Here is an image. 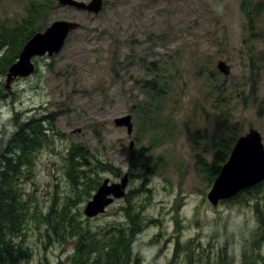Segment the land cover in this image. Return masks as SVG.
I'll list each match as a JSON object with an SVG mask.
<instances>
[{
  "label": "rangeland",
  "instance_id": "1",
  "mask_svg": "<svg viewBox=\"0 0 264 264\" xmlns=\"http://www.w3.org/2000/svg\"><path fill=\"white\" fill-rule=\"evenodd\" d=\"M35 1L0 0V24L19 23ZM252 1L262 6L251 31L239 0H102L98 15L50 1L54 6L47 8L44 24L33 25L35 33L55 21L78 28L57 54L37 58L33 74L14 80L0 102V127L15 112L19 120L54 119L32 175L19 183L29 214L23 236L15 241L30 254L18 264H70L76 240L57 233L62 220L69 221L65 227L72 218L95 230L119 227L127 204L133 212L142 206L144 218L152 220L129 241L134 254L129 264H218L216 240H223V224L234 210L223 201L208 202L215 179L208 182L197 161L200 156L211 164L214 152H223L220 140L233 147L250 128L264 145V0ZM220 61L230 68L227 76L216 69ZM154 69L164 73L157 81L163 89L158 103L142 90L144 83L154 84ZM0 81L5 85V76ZM126 115L130 135L113 124ZM73 145L84 149L87 169L100 184L106 178L118 183L130 155L142 147L152 145L157 165L145 182L128 176L124 198L87 219L83 209L95 191L89 196L83 187L74 191L68 179L66 153ZM108 166L121 172L114 176ZM136 190L139 198L133 199ZM261 202L264 211V195ZM251 210L229 219L241 230L226 235L234 245L256 227ZM227 230L234 231L229 225ZM197 245H214L211 258L186 254ZM261 245L264 253V241ZM228 253L232 264H240L237 251Z\"/></svg>",
  "mask_w": 264,
  "mask_h": 264
},
{
  "label": "trees",
  "instance_id": "2",
  "mask_svg": "<svg viewBox=\"0 0 264 264\" xmlns=\"http://www.w3.org/2000/svg\"><path fill=\"white\" fill-rule=\"evenodd\" d=\"M50 1L31 2L26 10L27 15L19 23L10 27H7L5 23L0 24V76L6 75L10 65L17 60L23 45L34 35L33 25L35 26L38 21L44 24L47 8L54 6ZM260 6H262L261 1L239 0V10L245 21L244 26L250 31L254 29L256 13ZM154 72V84L147 86V83H144L142 90L146 91L149 100H155L158 103L163 89L157 85V81L163 79L164 73L158 69H154ZM210 78L211 82L217 83L218 80L215 77ZM254 90V85H252L249 94L252 100ZM7 91L0 81V102L5 101ZM154 111L149 108V112ZM18 115L17 112L13 113V116L8 117L0 127V264H18L21 260L29 258L27 250L19 249L17 246L19 244L15 241L23 236L22 232L29 214V207L27 201L22 198L23 193L19 183L32 175L35 157L48 141L47 131H52L54 125V119L43 115L32 116L26 121L19 120ZM214 141L215 139L210 144ZM220 143V145L217 143V146H222L223 152L215 151V160L211 161V164L206 165L205 161L198 156L197 164L203 166L200 170L209 176L208 182H212L218 175L221 165L226 161L227 153L231 151L232 145L229 147L222 140ZM151 146L142 147L139 152L130 155L126 168L129 177H137L145 182L148 173H153L157 163L150 153ZM85 160L84 149L78 145L69 147L66 153L67 167L70 171V177L67 174L68 179L74 191H80L83 187L84 194L89 196L96 191L100 182L98 177L94 178L92 170L87 169L89 165ZM108 168L114 176L121 172V169L117 167L108 166ZM131 194L133 199L139 198L137 190ZM263 195L264 181L243 189L234 197L223 201L226 207L232 208L229 210H234V217H227V222L223 224L225 236L222 241L216 240L219 244L216 245L218 264L233 263V256L228 253L229 251L238 252L240 264H255L261 259L264 260L263 245H261L264 241V211L260 208ZM68 201L72 202L70 199ZM142 209L143 207L139 206L133 212L127 204L123 209L125 219L119 227H100L96 230L84 227L76 218H72L75 220L67 227L65 226L69 223L68 219L65 221L58 219L62 220L60 223L62 232L57 233H63L64 239L76 240L69 257L70 264H129L134 256L132 245H128L129 241L131 239L134 241L145 225L152 222L144 218ZM246 209L251 210L252 220L256 227L248 234L240 235L241 244L234 245L232 239L227 238L226 235L232 236L233 233L239 235L241 230L229 219H234L235 215L244 213ZM228 225L234 230L233 232L227 230ZM213 246L197 245L194 250L186 254L188 256L192 253L195 256L201 254L208 259L211 258Z\"/></svg>",
  "mask_w": 264,
  "mask_h": 264
},
{
  "label": "water",
  "instance_id": "3",
  "mask_svg": "<svg viewBox=\"0 0 264 264\" xmlns=\"http://www.w3.org/2000/svg\"><path fill=\"white\" fill-rule=\"evenodd\" d=\"M88 1L85 4L77 0H57V3L60 6H69L98 15L102 10V0ZM77 28L78 25L74 22L55 21L43 32L35 33L30 37L23 45L16 62L10 65L7 70L5 89H9L10 84L15 79L27 78L33 74L35 70L34 59L57 54L68 34ZM216 69L224 76H227L230 71V68L223 61L216 64ZM113 124L115 127H124L127 135L131 134V117L129 115L114 119ZM263 181L264 146L262 138L258 131L249 129L233 145L206 198L211 205H215L219 201L228 200L243 189ZM127 184V174H123L118 183H110L107 178L104 179L91 200L86 203L83 214L87 218H93L104 213L114 200L122 199L125 196Z\"/></svg>",
  "mask_w": 264,
  "mask_h": 264
}]
</instances>
